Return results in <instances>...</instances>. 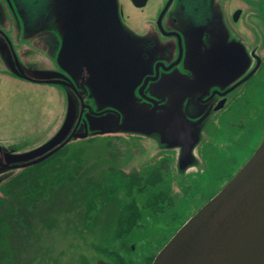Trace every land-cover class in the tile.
Returning a JSON list of instances; mask_svg holds the SVG:
<instances>
[{
	"label": "water",
	"instance_id": "water-1",
	"mask_svg": "<svg viewBox=\"0 0 264 264\" xmlns=\"http://www.w3.org/2000/svg\"><path fill=\"white\" fill-rule=\"evenodd\" d=\"M130 1L142 8L148 0ZM26 2L27 13L18 9L24 37L31 38L40 50L35 33L54 39L56 49L53 50L57 52L46 50L55 56L57 69L26 65L1 29L5 38H0V49H4L0 54L5 65H9L7 70L11 76L63 88L67 94L66 112L61 125L39 146L15 152L0 143V185L21 169L47 159L67 143L111 133L139 138L155 136L157 139H143L159 142L163 149L177 150L175 173L186 175V169L197 162L195 152L202 136L199 119L202 122L204 118H187L180 104L182 99L175 98L169 107L161 105L158 107L161 112L156 107L147 112L137 103L140 99L136 95H143L144 84L140 83L147 69L139 48L140 38L121 22L120 1ZM195 38L198 48L200 33L193 41ZM211 50V54L216 52L219 56L225 53L222 49ZM237 53L239 61L246 62L244 49H238ZM243 70L244 67L239 68V74ZM149 87L146 94L151 93ZM85 95L93 107L84 102ZM84 108L87 111L83 123L79 124ZM105 125L113 127L106 129ZM97 264L109 263L99 260ZM151 264H264V139L236 174L177 229Z\"/></svg>",
	"mask_w": 264,
	"mask_h": 264
},
{
	"label": "flooded vegetation",
	"instance_id": "flooded-vegetation-1",
	"mask_svg": "<svg viewBox=\"0 0 264 264\" xmlns=\"http://www.w3.org/2000/svg\"><path fill=\"white\" fill-rule=\"evenodd\" d=\"M14 3L17 14L18 9L28 12H25V0ZM149 4L148 0L144 7L138 8L130 0L119 2L121 22L131 34L140 38L139 48L147 69L140 83L144 84L143 95H136L140 99L137 103L147 112L153 107L161 112L158 109L161 105L169 107L175 98L182 99L180 104L187 118L204 119L202 122L199 119L198 124L202 127V136L195 152L197 162L186 169L184 176L175 173L177 150L163 149L153 140L144 142V137L157 139L153 135L141 136L143 138L137 142L129 138L130 134L111 133L101 137L107 140L103 143L104 153L114 154L111 150H116L109 159L115 160L119 150L120 163L117 162V169H109L110 172H121L135 179L159 177L169 181L170 190L165 201L160 206H151L136 230L121 233L117 244L118 259L129 264H147L152 258L151 264L156 253L185 222V219L179 220L168 236L143 239L146 230L154 225L170 226L178 217L174 210L184 199L188 177L192 180V176L200 174L225 180L210 193L205 204L236 174L264 139V0H158L144 13ZM9 9L8 6L5 12L11 13ZM1 23L4 26L3 20ZM198 33L200 45L197 48L196 38L193 39ZM0 38H5L2 33ZM8 49L11 51L9 45ZM210 49H222L225 53L222 56L216 52L211 54L213 50ZM238 49H244L246 62L239 61ZM51 59L55 64V56ZM0 62L7 69L9 65H5L2 55ZM241 67L244 70L239 74ZM149 85L151 93L146 94ZM84 102L93 107L87 95ZM80 106L79 101L78 116ZM86 111L84 108L79 124L83 123ZM112 127L105 125L106 129ZM254 131L260 132V141L251 146L248 140ZM174 182L179 184L176 193ZM181 190L183 194H179ZM148 194L150 192H140L135 197L146 201L144 196ZM139 249L140 253H136ZM85 255L88 257L87 253ZM99 260L111 264L103 257L97 258L95 264Z\"/></svg>",
	"mask_w": 264,
	"mask_h": 264
},
{
	"label": "rangeland",
	"instance_id": "rangeland-1",
	"mask_svg": "<svg viewBox=\"0 0 264 264\" xmlns=\"http://www.w3.org/2000/svg\"><path fill=\"white\" fill-rule=\"evenodd\" d=\"M157 1L149 0L150 4L147 5L144 13L150 11ZM8 6L11 8L9 9L11 13L5 12ZM1 20H3L4 26ZM22 26L23 22L16 13L14 3L11 0H0V28L8 33L15 51L19 57L21 56L22 61L26 65L57 69L54 60L51 59L53 56L48 53L51 51L54 53L53 49H56V41L40 37V33L32 31L37 37L36 42L39 43L42 49L40 50V48L35 46L31 38L24 37ZM44 27H46L45 24H43V29ZM43 32L50 37H55L46 30ZM46 49H48V52ZM1 64L0 143L10 149L17 150L15 152H23L42 144L61 125L66 112L67 94L63 88L57 85L21 81L13 77L14 75L11 76L12 74L9 70L4 69ZM259 133V131H254L249 138L248 141L251 146H255L260 141ZM128 136L136 142L139 139L135 135ZM96 138L90 140V142H97L93 146H86L85 144L88 142L79 140L69 143L71 145L69 149L73 148V155L70 158L66 156H62V158L66 157V159L74 160L77 153L82 158L86 156L87 161L79 168L76 176L68 180V183L57 186V189L53 190L51 204L49 206L42 205L39 218L30 220L26 229H23V238L20 237L19 231L15 232L13 239L9 243V256L13 260L12 264H79L80 255L85 257L89 264H95L96 259L100 257L91 244L102 243L101 238L104 235H102L103 230L101 228L103 225L98 224V222L104 219L110 207L105 205L107 207L104 210L98 211V213L89 218L86 222L92 223L88 225L84 223L86 233H84L85 236L80 237L72 230L70 224L73 220H82L83 202L74 210L69 204L76 201L75 198L78 201L81 200L78 181L88 180L102 172H107L106 170L109 171L111 168L117 169V162L120 163L118 161L120 157L119 150H117L118 154L115 156V160L109 159L114 156L116 150H111L115 151L114 154H111V152L109 155L104 153L105 146L103 143L107 142V140L100 136ZM123 139L125 140V138ZM148 140L145 139L144 142L148 143ZM88 148L97 149H90L88 152ZM115 148L118 149L117 147ZM70 154L71 152L68 153V155ZM124 168H127V166H124ZM192 178V180L190 177L187 178L189 180L187 181V191L184 199L179 201L174 210L178 213L175 221L170 226L167 224L164 226L154 225L151 229L145 231L143 239L170 235L179 220L185 219L186 221L203 205L210 193L217 190L225 182V180L220 181L218 178H210L208 175L200 174H196ZM178 185L174 182L173 190L175 193ZM179 194H183V191L181 190ZM34 214L38 215V212ZM104 222L110 223L109 215L104 219ZM107 224L103 227H108L109 225ZM140 251L139 249L136 253H140ZM85 253H87L88 257Z\"/></svg>",
	"mask_w": 264,
	"mask_h": 264
},
{
	"label": "trees",
	"instance_id": "trees-1",
	"mask_svg": "<svg viewBox=\"0 0 264 264\" xmlns=\"http://www.w3.org/2000/svg\"><path fill=\"white\" fill-rule=\"evenodd\" d=\"M90 140L94 139H84L82 142H90ZM70 146L67 144L44 161L21 169L0 185V264L13 262L9 256V243L15 232L19 231L20 237L23 238V229H26L28 222L39 218L43 204L47 206L51 204L53 190L68 183V180L76 176L79 168L87 161L86 156L82 158L77 153L74 160L66 159L73 155V148L69 149ZM62 156L66 157L62 158ZM78 186L81 200L75 198L76 201L69 204L74 210L83 202L82 220H73L70 224L72 230L83 237L84 223H92L86 221L109 206L110 210L105 214L104 219L109 215L110 223H105L103 219L98 224L103 226L107 224L109 226L105 228L111 229H102L104 228L102 226V235H104L101 238L102 243L91 245L100 257L109 260L111 264H129L118 259L120 254L117 244L122 236L121 233L136 230L138 223L144 222L150 207L160 206L161 202L165 201L164 197L166 194L168 196L170 190L169 181L159 177L135 179L121 172L108 171L88 180L78 181ZM145 191L150 192L148 197L144 196L146 201H140L138 196L135 197L136 193L140 195V192ZM140 197L142 198V194ZM35 212H38V215L34 214ZM79 257H81L79 264H89L85 257L81 255ZM151 259L147 264H150Z\"/></svg>",
	"mask_w": 264,
	"mask_h": 264
}]
</instances>
